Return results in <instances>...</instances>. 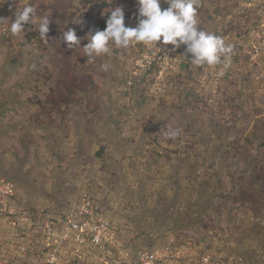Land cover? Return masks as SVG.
Segmentation results:
<instances>
[{
  "label": "rangeland",
  "instance_id": "obj_1",
  "mask_svg": "<svg viewBox=\"0 0 264 264\" xmlns=\"http://www.w3.org/2000/svg\"><path fill=\"white\" fill-rule=\"evenodd\" d=\"M26 5L50 19L47 41L37 24L9 31ZM114 7L138 16L136 0H0V182L23 209L0 222V264H48L43 222L85 201L134 250L264 264V0H199L198 27L232 45L227 69L192 66L184 45L151 46L149 71L140 45L88 60ZM74 250L54 264H88Z\"/></svg>",
  "mask_w": 264,
  "mask_h": 264
},
{
  "label": "clouds",
  "instance_id": "obj_2",
  "mask_svg": "<svg viewBox=\"0 0 264 264\" xmlns=\"http://www.w3.org/2000/svg\"><path fill=\"white\" fill-rule=\"evenodd\" d=\"M168 5L161 8V0H136L138 4V23L135 27L125 26V13L122 7H114L106 19V28L87 33V44L81 47V39L73 28L63 31L62 39L67 48L84 49L88 60L110 52V44L117 48H128L142 43L148 45H172L170 51H176L181 45L185 47L186 58L196 68L208 66L215 68L222 65L224 69L231 66L232 45L227 44L223 36L202 30L198 27L199 0H163ZM36 10L26 5L15 12L9 31L17 36L24 32L25 24H37L40 37L48 40L50 19L47 16L37 19ZM4 20V19H0ZM85 39V37H84ZM107 70L108 64L101 65ZM223 73H221L222 75ZM180 135V129L169 128L164 133L165 138L175 139Z\"/></svg>",
  "mask_w": 264,
  "mask_h": 264
},
{
  "label": "built area",
  "instance_id": "obj_3",
  "mask_svg": "<svg viewBox=\"0 0 264 264\" xmlns=\"http://www.w3.org/2000/svg\"><path fill=\"white\" fill-rule=\"evenodd\" d=\"M137 17H125V26H137ZM3 32H7L6 29H3ZM139 45L146 49L143 59L146 64L135 69V72H141L144 68L148 70L151 67L150 50L153 45L145 46L139 43L130 47ZM261 51L260 44L252 45V56L257 57ZM137 77L140 80L142 78V76ZM135 79L132 77L128 82L129 85ZM15 191L16 187L12 183L0 182V222L3 218H7L15 225L13 221L16 219L15 216L23 212V209H20L14 201ZM47 221L43 222L41 227L40 233L43 240L41 242L43 244L45 242V245L51 249L55 248L48 264H54L57 253L69 247L75 249V260L85 261L89 258L88 264H228L226 260L208 253L189 254L185 258H180L169 250H158L147 246L134 250L115 235L111 221L98 212L97 206H92L87 201L71 209L64 219L56 218L53 221ZM58 264L61 263L58 262Z\"/></svg>",
  "mask_w": 264,
  "mask_h": 264
},
{
  "label": "trees",
  "instance_id": "obj_4",
  "mask_svg": "<svg viewBox=\"0 0 264 264\" xmlns=\"http://www.w3.org/2000/svg\"><path fill=\"white\" fill-rule=\"evenodd\" d=\"M105 19H107V17Z\"/></svg>",
  "mask_w": 264,
  "mask_h": 264
}]
</instances>
